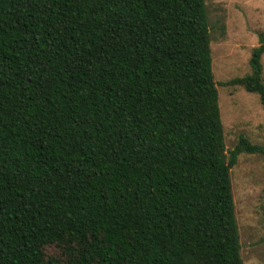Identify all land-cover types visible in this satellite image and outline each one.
Listing matches in <instances>:
<instances>
[{"label": "trees", "instance_id": "obj_1", "mask_svg": "<svg viewBox=\"0 0 264 264\" xmlns=\"http://www.w3.org/2000/svg\"><path fill=\"white\" fill-rule=\"evenodd\" d=\"M249 75L222 83L256 93ZM203 0H0V264H242Z\"/></svg>", "mask_w": 264, "mask_h": 264}, {"label": "rangeland", "instance_id": "obj_2", "mask_svg": "<svg viewBox=\"0 0 264 264\" xmlns=\"http://www.w3.org/2000/svg\"><path fill=\"white\" fill-rule=\"evenodd\" d=\"M210 71L216 90L222 138L232 150L240 138L264 148V107L256 93L221 84L247 76L251 50L264 32V0H203ZM264 84V53L260 56ZM242 264H264V161L240 153L229 173Z\"/></svg>", "mask_w": 264, "mask_h": 264}]
</instances>
